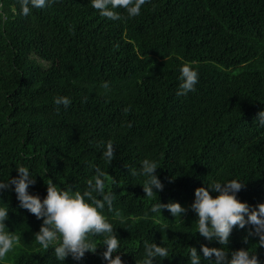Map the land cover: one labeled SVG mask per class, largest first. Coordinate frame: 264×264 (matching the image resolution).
<instances>
[{
	"label": "trees",
	"instance_id": "obj_1",
	"mask_svg": "<svg viewBox=\"0 0 264 264\" xmlns=\"http://www.w3.org/2000/svg\"><path fill=\"white\" fill-rule=\"evenodd\" d=\"M119 11L114 20L90 0H53L24 15L20 0H0V179L25 164L36 175L29 191L43 198L50 179L83 191L96 166L109 172L116 199L104 214L125 264L144 255L145 240L170 248L160 264H190V247L201 245L249 248L264 262L251 225L234 226L221 245L197 231L191 208L195 189L213 179L239 178V199L264 202V127L255 120L264 110V0H147L135 17ZM188 62L199 81L177 95ZM60 95L71 103L57 105ZM109 139L111 163L102 157ZM145 157L164 183L151 197L145 177L132 174ZM158 199L179 201L182 220L166 208L151 212ZM0 200L21 236L2 264H107L99 243L80 261L57 260L54 246L35 239L42 218L20 207L14 186Z\"/></svg>",
	"mask_w": 264,
	"mask_h": 264
},
{
	"label": "clouds",
	"instance_id": "obj_2",
	"mask_svg": "<svg viewBox=\"0 0 264 264\" xmlns=\"http://www.w3.org/2000/svg\"><path fill=\"white\" fill-rule=\"evenodd\" d=\"M53 0H20L21 10L28 15L33 8H43ZM91 5L98 9L101 15L111 19H120L123 9L128 17H135L141 13L142 6L147 0H90ZM6 13L4 17L6 18ZM199 81V70L192 66L191 62L184 63L180 69V83L177 95H186L194 91ZM105 88L109 82L105 81ZM57 105L65 107L71 103V98L66 95L55 97ZM128 111V109H125ZM258 125L264 127V110H260L255 118ZM116 156V145L109 139L104 145L102 157L111 163ZM18 175L8 179H0V192L12 188L17 194L19 205L42 218L39 231L35 233V239L43 249L53 250L57 260L65 261L71 256L80 261L87 251L95 252L99 244L106 245L102 257L107 264H125L119 249L122 241L115 231V225L104 214L113 209L116 192L106 188L109 172L96 166L95 174L87 179V186L83 191H73L70 187H61L53 180L47 184V195L41 198L39 193L29 191V186L36 183V175L29 166L20 164L16 166ZM158 162L149 157L140 161L139 169H132L133 175L145 177L143 188L146 196H153L157 190L164 188V183L157 173ZM244 186V181L239 178L213 179L195 189V198L191 208L197 214V231L208 240L216 239L221 245H228L230 234L234 226L244 228L246 225L249 236L259 237V244L264 245V202L258 205H250L247 201L238 198V193ZM213 192L217 193L213 195ZM0 264L5 260L10 251L20 243L21 236L9 230L6 220L9 215V205L0 200ZM168 209L175 218H181V214L187 209L179 201L167 203L158 201L151 204V212H161ZM146 216L148 213L145 214ZM196 231V232H197ZM102 236L97 242L93 237ZM247 239V238H246ZM144 255L136 259V264H160L164 258L170 257V248L163 243L154 240L144 242ZM117 254L113 257V253ZM264 264L255 251L249 248L231 250L227 247H209L201 245L190 247L188 261L190 264Z\"/></svg>",
	"mask_w": 264,
	"mask_h": 264
}]
</instances>
